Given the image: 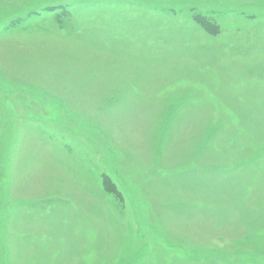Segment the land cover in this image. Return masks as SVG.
<instances>
[{
	"label": "rangeland",
	"instance_id": "374dc122",
	"mask_svg": "<svg viewBox=\"0 0 264 264\" xmlns=\"http://www.w3.org/2000/svg\"><path fill=\"white\" fill-rule=\"evenodd\" d=\"M0 264H264V0H0Z\"/></svg>",
	"mask_w": 264,
	"mask_h": 264
},
{
	"label": "trees",
	"instance_id": "16d2710c",
	"mask_svg": "<svg viewBox=\"0 0 264 264\" xmlns=\"http://www.w3.org/2000/svg\"><path fill=\"white\" fill-rule=\"evenodd\" d=\"M197 20H199V22L205 27H209L210 25V23H207L208 21L206 22V20L204 21L202 18H197Z\"/></svg>",
	"mask_w": 264,
	"mask_h": 264
}]
</instances>
